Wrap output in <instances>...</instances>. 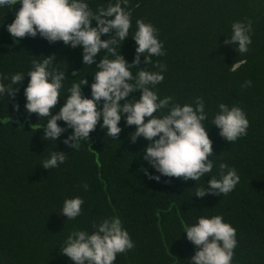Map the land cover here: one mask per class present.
I'll list each match as a JSON object with an SVG mask.
<instances>
[{
	"label": "trees",
	"instance_id": "obj_1",
	"mask_svg": "<svg viewBox=\"0 0 264 264\" xmlns=\"http://www.w3.org/2000/svg\"><path fill=\"white\" fill-rule=\"evenodd\" d=\"M109 2L115 0H90V7L95 10ZM19 7L16 4L4 15L0 12V73L27 74L34 58L55 55L56 67L67 78L62 95L83 76L90 84L95 65H82L79 47L50 44L39 36H25L14 43L6 26ZM128 9L132 12L130 35L141 19L158 29L164 45L165 55L136 66L151 71H159L156 64L166 66L164 80L157 85L161 98L172 96L177 103L191 104L202 97L209 120L219 103L237 105L247 115V135L235 143L204 121L214 161L209 178L218 179L219 164L227 163L237 170L240 183L226 196L197 197L194 193L206 186L208 177L196 183L169 177L149 180L140 172L141 150L149 141L140 138L131 143L128 134L135 126H125L123 118L122 131L113 139L104 136L98 123L89 142L81 141L78 148L62 142L71 129L56 141H47L40 128L45 118L24 110L25 77L14 86L19 90L11 99L0 100V264H73L59 250L67 236L77 229L92 231L94 224L113 215L120 217L134 242L133 249L117 254L114 264H190L197 248L186 239L183 225L213 215H222L236 229L233 264H264V2L129 0ZM236 21L253 25L252 44L243 56L235 45L224 43ZM135 47L130 36L122 42L120 54L126 61H132ZM242 58L247 64L230 72L231 64ZM249 80L252 84L244 86ZM82 94L89 96V87H82ZM132 96L138 98L139 92ZM65 98L58 99L53 114ZM14 105H19L18 111ZM58 124L64 126L62 121ZM53 150L65 152V162L44 169L41 164ZM77 196L84 200L82 213L68 220L60 213L63 201Z\"/></svg>",
	"mask_w": 264,
	"mask_h": 264
},
{
	"label": "clouds",
	"instance_id": "obj_2",
	"mask_svg": "<svg viewBox=\"0 0 264 264\" xmlns=\"http://www.w3.org/2000/svg\"><path fill=\"white\" fill-rule=\"evenodd\" d=\"M264 2V0H261ZM129 0H115L106 7H90V0H0V12L11 10L16 4L13 21L6 26L7 32L18 44V38L37 37L48 43L62 42L65 47L81 49L82 65H95L93 81L89 84L83 77L72 83L62 95L65 71L56 67L55 55L33 59L27 74L17 71L0 73V100L10 99L19 90L14 87L28 77L23 89L24 110L45 118L40 126L47 141L63 138V143L72 149L81 141H88L90 133L98 123L104 136L116 138L122 131L123 118L127 127L135 126L128 134L131 143L143 138L149 143L143 147L140 172L149 180L159 182L161 177L182 178L195 183L208 177L205 187L194 194L227 195L240 183V176L227 163L219 164V178L209 175L213 172L212 141L209 139L204 121L208 119L205 102L196 97L191 103H177L172 96L160 97L157 90L164 80L166 66L156 64L159 71L136 67L152 63V57L165 55L164 45L158 37V29L151 23L136 20L132 35V12ZM253 25L251 21H236L231 25V35L226 36L225 45H235L241 56L252 44ZM107 36V39H102ZM131 37L135 55L131 62L120 54L122 42ZM102 50H106L104 54ZM99 56V59H97ZM112 57V58H110ZM143 57V61H141ZM247 59L231 64L230 72H237ZM133 69L137 71L133 72ZM76 73H73L76 76ZM9 81L5 83L4 81ZM252 81H245L250 86ZM90 89V95L82 94V87ZM139 92V97L132 93ZM59 111L53 110L59 98L65 97ZM19 110V105H14ZM58 121L64 122L60 126ZM219 129V135L230 143L247 135L249 120L243 109L237 105L219 103L213 118L209 120ZM55 144V143H54ZM56 145V144H55ZM67 154L53 150L42 162L44 169L58 168L65 162ZM146 164L148 167H144ZM151 168L153 171H149ZM84 200L77 196L65 199L60 213L66 219L74 220L82 213ZM93 230H74L59 249L73 264H114L117 254H124L134 248L128 230L119 216L104 218L92 226ZM186 239L197 250L190 257V264H233L234 249L237 247L236 229L224 221L222 215L200 216L195 223L183 225Z\"/></svg>",
	"mask_w": 264,
	"mask_h": 264
}]
</instances>
